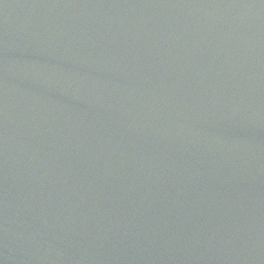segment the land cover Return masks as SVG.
<instances>
[{
  "label": "water",
  "instance_id": "1",
  "mask_svg": "<svg viewBox=\"0 0 264 264\" xmlns=\"http://www.w3.org/2000/svg\"><path fill=\"white\" fill-rule=\"evenodd\" d=\"M0 264H264V0H0Z\"/></svg>",
  "mask_w": 264,
  "mask_h": 264
}]
</instances>
